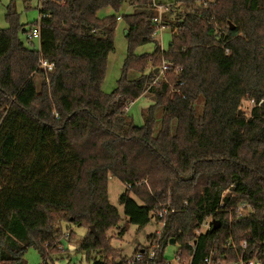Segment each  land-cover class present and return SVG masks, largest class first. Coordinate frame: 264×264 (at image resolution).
Here are the masks:
<instances>
[{
    "label": "trees",
    "instance_id": "1",
    "mask_svg": "<svg viewBox=\"0 0 264 264\" xmlns=\"http://www.w3.org/2000/svg\"><path fill=\"white\" fill-rule=\"evenodd\" d=\"M157 2L41 0L28 31L8 10L9 28L0 30V264H26L29 249L52 264L53 255L68 253L66 233L87 261L126 264L108 237L122 221L108 199L110 178L127 188L120 204L130 224H165L160 241L148 238L159 244L151 264H167L172 242L183 264L212 254L264 264V0H176L183 11L161 16L172 34L168 49L136 56L153 42ZM125 5L133 9L122 17L127 58L106 94ZM108 8L114 15L99 18ZM37 28L35 50L20 33ZM144 95L153 105L138 127L126 109ZM247 100L249 117L239 115ZM243 205L251 210L239 217ZM207 219L210 228L197 235ZM73 227L89 232L78 241Z\"/></svg>",
    "mask_w": 264,
    "mask_h": 264
},
{
    "label": "rangeland",
    "instance_id": "2",
    "mask_svg": "<svg viewBox=\"0 0 264 264\" xmlns=\"http://www.w3.org/2000/svg\"><path fill=\"white\" fill-rule=\"evenodd\" d=\"M175 1L176 0H156L157 3H162L163 7V12H158L157 10L158 15L161 17L163 14L168 12L166 9H171L172 7L183 11V4L175 3ZM38 7L39 0H0V30H6L9 28V23L6 20V15L8 14L9 9H12L13 12L17 13L20 24L25 26L27 31L30 30V25L39 20ZM132 11L133 9L130 5H125L117 14V16L121 19L118 21L114 36L115 51L108 57L106 77L102 86V90L106 94H111L116 89L117 83L122 75L123 66L128 52L125 32L126 25L123 22L122 17L130 14ZM111 15H114V12L108 8L101 11L98 16L103 19ZM20 39L29 48L35 50L39 48V42L36 40L29 42L26 34L20 33ZM171 39L172 34L170 29L165 28L163 30H158L156 35L153 37V42L136 48L135 55L143 56L146 54H152L156 49V45H159L163 51H166L169 47ZM152 68L153 65L151 64L150 69ZM160 76H163V74ZM129 77L134 79L138 77V73L131 71ZM151 105H153L151 96L144 95L134 104L129 106L127 116L133 119L136 126L141 127L143 125V118L141 114ZM253 107L254 102L250 100L244 101L241 107V114L249 117ZM202 108L203 101L201 100L197 103V110L202 113ZM161 117L162 112L160 110L157 113L158 123L160 122ZM126 190V186L118 179H109L108 199L110 204L118 210L122 221L118 228L113 229L108 233V237L111 238L112 248L120 252L121 258L131 259L137 250L146 249L150 246L148 241L150 236H155V238H157V234L162 235L163 222H158L152 219L150 224L143 229L130 224L124 214V207L120 204V197L126 192ZM131 197L134 198L132 195ZM250 210L251 208L246 205V208L243 211V217L248 216ZM209 221L212 220L207 219L205 222L209 223ZM73 231L77 235V238L74 239H77L78 241L89 232L88 229L77 227H73ZM121 231H124V234L121 235ZM65 239L64 249L67 250L68 253L53 255L51 258L52 264H93L92 262L86 260L85 253L76 251L77 245L73 242H69L70 237L68 233L65 234ZM60 249H62V247H60ZM178 249V245L175 244L169 245L166 248L165 259L167 262L176 264V253ZM24 260L26 261V264H42L41 256L34 249H29L27 251L24 256Z\"/></svg>",
    "mask_w": 264,
    "mask_h": 264
},
{
    "label": "built area",
    "instance_id": "3",
    "mask_svg": "<svg viewBox=\"0 0 264 264\" xmlns=\"http://www.w3.org/2000/svg\"><path fill=\"white\" fill-rule=\"evenodd\" d=\"M41 0H39L40 2ZM202 3H207L209 1H213V0H198ZM158 12H163V7L162 6H157L156 7ZM168 11V9H166ZM160 14V13H159ZM154 24L157 26L156 32L158 30H163L165 29L164 27H160L161 26V17L160 15H158V17L156 19H154ZM156 32L154 33L153 37L156 35ZM27 40L29 42L32 41H40V33H39V28L35 29L32 33H29L27 35ZM40 67L45 69L47 72H51L54 69V65L53 64H48L45 61L40 62ZM168 65H164L162 68V72L161 74H164V72L168 69ZM157 81H155L154 84H156ZM253 102V101H252ZM261 104V103H260ZM127 111L129 110V108L126 109ZM246 205H243L241 207H239V209L237 210L236 215H238L239 217H243V211L245 210ZM168 215V210H162L161 212L158 213V218L159 219H164L166 216ZM163 226L165 225L164 223L162 224ZM210 228V225L208 222L203 223V225L201 226V228L199 229V231L197 232V235H201L204 234L208 229ZM157 240L160 241L161 240V236L160 234H157ZM151 250L149 252L148 257H145V253L143 250H139V252H136L135 255L131 258V259H127L126 264H151L154 260H155V251L159 249V244H153L150 246ZM241 248L243 250H246L247 245L245 243H243L241 245ZM215 255L212 254L210 257H207L204 261L203 264H263V262L259 261V260H239V261H227L225 256H222L220 258H215ZM167 264H171L170 262H167ZM176 264H183L180 260V257L178 255H176Z\"/></svg>",
    "mask_w": 264,
    "mask_h": 264
},
{
    "label": "water",
    "instance_id": "4",
    "mask_svg": "<svg viewBox=\"0 0 264 264\" xmlns=\"http://www.w3.org/2000/svg\"><path fill=\"white\" fill-rule=\"evenodd\" d=\"M239 115H241V111L239 112ZM212 225H213V230H217L220 227V224L218 222H215V221L212 223ZM91 231L93 233H95L94 228H91ZM174 244H175L174 242L171 243V245H174Z\"/></svg>",
    "mask_w": 264,
    "mask_h": 264
}]
</instances>
